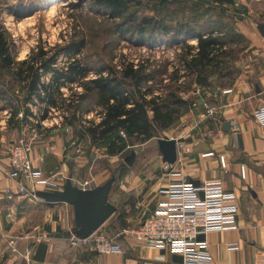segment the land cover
<instances>
[{
  "label": "crops",
  "instance_id": "obj_1",
  "mask_svg": "<svg viewBox=\"0 0 264 264\" xmlns=\"http://www.w3.org/2000/svg\"><path fill=\"white\" fill-rule=\"evenodd\" d=\"M233 1L246 12V15H239L243 16L242 20L238 17L245 44L236 41L225 47L228 51L229 48L239 47V53L232 61L235 70L223 76L219 75L223 70H219V78L213 81L208 79L206 85L197 82L194 89L184 93V100L194 97L185 108V115L181 114L178 119L184 121L181 127L184 129H181L179 136H173L172 125L161 132L164 138L157 139V142L159 139L176 141L178 157L176 163L170 165L171 171L180 172L181 176L173 177L168 172H162L161 176L148 178L150 182L134 179L127 182L130 184L122 189L136 190L138 197L124 205L123 223L113 228L116 231L105 225L102 229L116 236L137 228L143 214L153 210L165 198L161 191L170 183L184 179L198 184L222 180L227 191L238 195L240 211L235 225L206 236L213 264H264V126L259 125L253 117L254 111L264 105V37L260 32H254L251 26L256 22L251 16L257 18L264 14V0ZM260 23H264V20ZM192 43L197 46V39ZM220 80H228V83H219ZM226 90L231 92L224 93ZM18 91L20 110L17 113L0 94V264H181L174 262L169 253L142 248L131 237L124 235L117 239L122 248L121 254L98 255L72 246L70 232L75 228L71 206L47 204L29 194H17L16 180L9 177L7 172L8 150L26 132L24 123L17 118V114L26 106L23 104L25 91L21 87H18ZM208 107L215 109V117L206 116ZM199 109H203L204 117L198 115ZM64 127H67L66 132L57 133L58 130H55L44 140L35 143L32 155L34 166L48 176L60 173L79 182L86 181L90 175L96 179L97 176L87 170L80 147L82 144L76 147L79 141L77 135L70 134L72 126ZM85 136L91 147L96 148L90 137ZM103 150L108 158L118 156H109ZM210 153L213 155L204 156ZM159 155L160 167L163 166L164 170L167 163L163 162L160 150ZM221 156L226 159V169L221 167ZM241 166L246 169L245 180L240 176ZM100 184L95 183L91 189ZM9 193H16L13 200L7 199ZM110 202L115 204L113 194H110ZM11 237L20 238L19 250H29V259L11 253ZM232 246L237 249H231Z\"/></svg>",
  "mask_w": 264,
  "mask_h": 264
},
{
  "label": "rangeland",
  "instance_id": "obj_2",
  "mask_svg": "<svg viewBox=\"0 0 264 264\" xmlns=\"http://www.w3.org/2000/svg\"><path fill=\"white\" fill-rule=\"evenodd\" d=\"M192 2H196L198 7ZM156 3V0H143L141 6L130 7L122 19L113 20L109 14L93 8L88 0H0V29L5 32L12 45L17 61L26 60L30 55L37 54L43 49L49 55L59 53L58 68L65 67L72 58L81 59L92 69L89 79L96 77L102 70H120L123 64L133 62L135 65L142 64L150 71H158L155 80L149 83L155 91H163L165 94L177 92L180 97L194 89L197 83L195 76L180 79L178 76L183 75L184 72L178 75L174 73L176 68L182 69L180 55L185 46H194L192 42L195 38L187 37L184 44L179 45L171 41L144 43L137 38L141 20L161 19L173 33L179 29L178 24L188 22L196 27L197 32L207 33L214 29L228 40L234 38L240 44H245L246 40L240 33L237 15H246V12L239 3L232 6L214 0H172L165 5ZM251 19H256L255 25L251 26L254 32L259 33L257 23L263 22L264 14H260L257 18L251 16ZM125 29L131 34L123 35ZM81 42H84L86 47L80 55L76 56L73 52L67 54L64 50L72 43ZM238 50L239 47L229 48V51L221 55L222 67L225 69L220 73L208 70V79L213 81L214 78H219L218 73L223 76L233 72L236 67H233L232 61L237 57ZM216 81L218 82L217 79ZM220 82L227 84L228 80H220ZM0 84L16 86L12 84L10 73L0 75ZM17 90L18 88L13 95L9 94V99L12 101L11 107H20ZM74 92L77 91L74 90ZM190 99L194 97L191 96ZM80 108L82 114L101 110L95 96L83 102ZM184 112L185 108L181 113L184 114ZM198 115L204 117L203 109L198 110ZM183 122V120L175 122L174 134L171 133L173 136L181 134V129H184L181 128ZM86 125L89 126L87 123ZM82 130V125L77 122L71 127L70 134L77 135L79 140L77 148L82 144L80 147L84 152L87 170H91L97 176L96 181L101 183L100 185L111 177H116L111 194L118 212L105 224L106 228L111 227L112 231H116L113 228L120 226L119 216H123L124 205L138 197V191L126 190L122 187L128 186L130 183L127 182L133 179L150 182L148 178L154 175L158 177L162 172H166L163 166L160 167L157 142L158 138H164L165 135L160 133L159 137L151 142L135 144L133 148L128 147L124 154L108 158L103 149L91 147ZM132 152L136 153V158L133 165L128 166L125 159Z\"/></svg>",
  "mask_w": 264,
  "mask_h": 264
},
{
  "label": "trees",
  "instance_id": "obj_3",
  "mask_svg": "<svg viewBox=\"0 0 264 264\" xmlns=\"http://www.w3.org/2000/svg\"><path fill=\"white\" fill-rule=\"evenodd\" d=\"M88 1L97 11L109 14L113 20H117L125 17L130 7L141 6L143 0ZM156 1L157 5H165L172 0ZM214 1L234 5L233 0ZM193 3L198 7L196 2ZM178 27L179 29L173 33L161 19L144 18L139 22L137 38L144 43L171 41L176 43L175 45L184 44L187 37L197 39V46L184 47L180 55L182 69L176 68L174 73L178 75L184 71L183 75L178 76L180 79L195 75L198 83L206 85L209 78L208 70H223V60L220 56L226 53L225 47L236 40L234 38L228 40L214 29L207 33L197 32L196 27L188 22L180 23ZM129 33L131 34L129 30H123V35ZM85 47L84 42L72 43L64 50L67 54L73 52L77 56ZM58 56L59 53L49 55L41 49L28 59L17 61L12 45L5 32L0 29V75L10 73L12 84H16V86L0 84L2 99L10 106L12 101L9 94L13 95L14 91L21 87L25 91L23 98V104L26 105L25 117L31 115L27 105L30 103L35 105L37 101L45 106L42 119L48 117L50 107L58 108L69 114L64 125L73 126L77 122L82 125L84 113H81V104L95 96L104 116L98 124L91 121L87 127L82 125V133L90 137L93 146L105 149L109 156L124 154L130 142L144 144L159 137L163 130L174 125L180 118L182 110L191 104L190 99H182L177 92L165 94L160 91L156 94L149 83L155 80L158 71H150L142 64L135 65L133 62L123 64L120 70H102L96 77L89 79L92 69L81 59L72 58L65 67L58 68ZM48 74L51 75L50 82L44 83L42 78ZM73 85L81 87L83 92L81 94L72 92L70 99H65L61 89L69 88L73 91L71 88ZM12 109L15 113L20 110L18 106ZM70 111L72 113H69ZM91 112L93 111L88 113ZM121 130L126 132V139L120 136ZM119 219L120 224L123 223L122 215Z\"/></svg>",
  "mask_w": 264,
  "mask_h": 264
},
{
  "label": "built area",
  "instance_id": "obj_4",
  "mask_svg": "<svg viewBox=\"0 0 264 264\" xmlns=\"http://www.w3.org/2000/svg\"><path fill=\"white\" fill-rule=\"evenodd\" d=\"M51 75L42 78L45 83L50 82ZM73 91L69 88H62L63 97L70 99L72 92L81 94L83 89L73 85ZM226 90L224 93H229ZM19 94V91L17 92ZM31 115L25 117L24 110L17 114L18 120L24 123L25 134L14 142L8 150L9 171L7 175L16 180L17 194H29L35 197L37 191L61 190L68 179L73 184L79 185L82 189H91L96 179L93 175L83 182H79L62 174L55 176L46 175L41 169L34 166L33 148L36 142L44 140L50 132L64 127L65 118L69 114L61 112L58 108H49L48 117L42 119L44 105L28 104ZM208 117H215V109H206ZM104 113L102 109L84 114L82 125L87 126L91 121L100 123ZM255 121L264 126V105L258 107L253 114ZM93 119V120H92ZM120 136L126 139V132L121 130ZM99 148V147H96ZM99 150V149H97ZM78 152L82 153L81 150ZM205 154L204 156H212ZM222 169L227 168L224 156L219 158ZM172 166L166 164L164 171L173 177H180V172H172ZM240 176L246 179V169L240 167ZM165 197L151 211L143 214L142 220L137 228L130 231H123L116 236H111L105 229H99L96 233L86 239H79L72 230L70 242L72 246L87 249L98 255L121 254L122 248L117 241L122 235L131 237L132 240L142 248H152L164 251L174 256H181L183 264H213V258L208 250V243L199 240L200 236H206L211 232H221L228 226L237 223L239 205L236 192H229L225 189L222 180H213L201 183L196 186L188 180H181L170 183L161 191ZM16 193H9L8 200H13ZM20 238L9 239L10 251L12 254L29 259L30 252H20ZM231 249H237L232 246Z\"/></svg>",
  "mask_w": 264,
  "mask_h": 264
},
{
  "label": "water",
  "instance_id": "obj_5",
  "mask_svg": "<svg viewBox=\"0 0 264 264\" xmlns=\"http://www.w3.org/2000/svg\"><path fill=\"white\" fill-rule=\"evenodd\" d=\"M243 19V16H238ZM258 30L264 37V23L258 24ZM202 105V101L199 102ZM226 126V124H225ZM67 131V127L58 130L57 133ZM159 150L163 162L174 165L177 161V145L175 140L159 139ZM135 147L133 142L129 143V148ZM136 158V153L132 152L125 162L132 166ZM116 177L113 176L104 184L92 189H82L75 186L71 179H68L61 190L56 191H37L35 197L43 200L47 204H67L73 208L74 215V234L79 239H86L101 229L117 212V208L110 202ZM196 186L200 185L193 182ZM199 240H205L200 236ZM173 261L183 264L181 256H173Z\"/></svg>",
  "mask_w": 264,
  "mask_h": 264
},
{
  "label": "bare ground",
  "instance_id": "obj_6",
  "mask_svg": "<svg viewBox=\"0 0 264 264\" xmlns=\"http://www.w3.org/2000/svg\"><path fill=\"white\" fill-rule=\"evenodd\" d=\"M51 10V9H50ZM57 12V11H56ZM53 13H54V11H53Z\"/></svg>",
  "mask_w": 264,
  "mask_h": 264
}]
</instances>
